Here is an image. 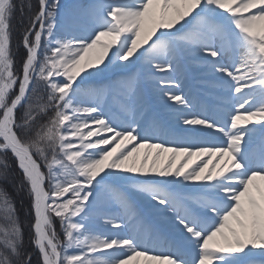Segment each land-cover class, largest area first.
<instances>
[{
  "label": "snow or ice",
  "instance_id": "snow-or-ice-1",
  "mask_svg": "<svg viewBox=\"0 0 264 264\" xmlns=\"http://www.w3.org/2000/svg\"><path fill=\"white\" fill-rule=\"evenodd\" d=\"M0 264H264V0H0Z\"/></svg>",
  "mask_w": 264,
  "mask_h": 264
},
{
  "label": "trees",
  "instance_id": "trees-1",
  "mask_svg": "<svg viewBox=\"0 0 264 264\" xmlns=\"http://www.w3.org/2000/svg\"><path fill=\"white\" fill-rule=\"evenodd\" d=\"M14 23H18V20H15ZM8 191L10 192V194L13 197V199L15 200L16 207H17V210H18V214L20 216V219H22L21 221H23L24 215L20 211L21 210V206H20V203H19V199H20V195L22 194V196H23V195H25V193L24 192L17 193L11 186L8 187Z\"/></svg>",
  "mask_w": 264,
  "mask_h": 264
},
{
  "label": "rangeland",
  "instance_id": "rangeland-1",
  "mask_svg": "<svg viewBox=\"0 0 264 264\" xmlns=\"http://www.w3.org/2000/svg\"><path fill=\"white\" fill-rule=\"evenodd\" d=\"M62 2H72V0H62ZM19 203H20V206H21V210L20 211L25 216V211H26V207H27V197H26V195H23V196H22V194L20 195ZM23 220H24V218H23Z\"/></svg>",
  "mask_w": 264,
  "mask_h": 264
}]
</instances>
